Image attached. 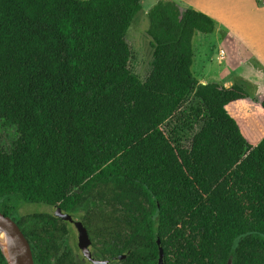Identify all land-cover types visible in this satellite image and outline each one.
<instances>
[{
  "label": "trees",
  "instance_id": "1",
  "mask_svg": "<svg viewBox=\"0 0 264 264\" xmlns=\"http://www.w3.org/2000/svg\"><path fill=\"white\" fill-rule=\"evenodd\" d=\"M144 4L0 0V127L14 135L0 146V211L35 264H78L71 222L23 203L80 217L101 257L128 253L116 264H159L158 239L164 264H264V138L250 143L226 109L252 95L195 76L194 38L217 24L175 0L147 7L141 79L126 33Z\"/></svg>",
  "mask_w": 264,
  "mask_h": 264
},
{
  "label": "rangeland",
  "instance_id": "2",
  "mask_svg": "<svg viewBox=\"0 0 264 264\" xmlns=\"http://www.w3.org/2000/svg\"><path fill=\"white\" fill-rule=\"evenodd\" d=\"M153 0H145L144 8L140 10L134 17L127 33L126 40L131 46L133 57L130 61V67L140 76L141 79H146L152 68L153 47L150 43V36L147 32L149 26V17L147 7ZM200 36L195 37L193 41L194 63L193 72L201 81L202 78L207 82L218 80L221 83L243 82L246 89L252 95L251 99L238 100L226 106L228 112L237 120L240 129L250 143H258L264 138V109L258 104L256 98L264 94V64L259 59H248L246 56L255 57L250 49L242 44V54L240 57L234 58L230 56L227 60H219V48H213L210 51L208 62L202 65V60L198 52L199 40L201 37L210 38L200 33ZM204 35V36H203ZM223 48L227 50L225 44ZM243 57V58H242ZM245 57V58H244ZM206 65V67H204ZM197 99L193 96L188 98L183 109L188 108L192 104H196ZM14 135L2 127H0V146L9 148ZM55 206H49L43 203H23L18 209L19 214H25L34 211H47L54 213ZM14 216H17L16 214ZM80 219V217H75ZM71 234L69 241L77 253H80L78 243V232L75 226L71 223Z\"/></svg>",
  "mask_w": 264,
  "mask_h": 264
},
{
  "label": "crops",
  "instance_id": "3",
  "mask_svg": "<svg viewBox=\"0 0 264 264\" xmlns=\"http://www.w3.org/2000/svg\"><path fill=\"white\" fill-rule=\"evenodd\" d=\"M175 1L182 10L190 6L207 13L216 21L217 26L214 32L203 33L199 31L195 36H200V33L205 34V36H212L210 38L201 37L199 40L198 52L195 56L199 55L203 62L202 65L211 58L209 53L213 48H219L220 61L227 60L230 56L240 57L242 54L241 48L243 49L242 44L248 47L255 56H246V58H257L264 64V0ZM222 43L228 47V56ZM200 82H207V80L202 78ZM225 85L231 86L232 83L225 82ZM263 95L258 96L256 101Z\"/></svg>",
  "mask_w": 264,
  "mask_h": 264
},
{
  "label": "water",
  "instance_id": "4",
  "mask_svg": "<svg viewBox=\"0 0 264 264\" xmlns=\"http://www.w3.org/2000/svg\"><path fill=\"white\" fill-rule=\"evenodd\" d=\"M206 84L207 82H201ZM54 214L66 221L73 223L78 232V244L85 257L90 259L94 264H109L108 259L95 258L90 249L92 240L90 238L87 227L82 219H76L71 213L64 211L61 207H55ZM160 247L159 264H164V250L158 239ZM0 248L5 256L8 264H35L34 255L29 240L17 224L10 216L0 211ZM130 252V251H129ZM128 253L117 256L119 260L126 258ZM227 264H233V256L228 260Z\"/></svg>",
  "mask_w": 264,
  "mask_h": 264
},
{
  "label": "flooded vegetation",
  "instance_id": "5",
  "mask_svg": "<svg viewBox=\"0 0 264 264\" xmlns=\"http://www.w3.org/2000/svg\"><path fill=\"white\" fill-rule=\"evenodd\" d=\"M0 126H1V125H0ZM72 224H73V223H72ZM73 225H74V224H73ZM74 226H75V225H74ZM75 228H76V227H75ZM76 230H77V229H76ZM69 245H70V246L72 247V249H73V252H74V255H75V259H76V262H77L78 264H94L90 259H88L87 257L84 256V254H83L81 248L79 247V244H78V243H77V247H78L80 253H77V252L74 250V248H73V246L71 245L70 241H69ZM90 249H91V251H92V253H93V256H94L95 258H103V257H101V256L99 255L98 251L92 247V245H91ZM103 259H105V258H103ZM108 260L110 261L109 264H116V262H117L119 259H117L116 257H113L112 259H108Z\"/></svg>",
  "mask_w": 264,
  "mask_h": 264
}]
</instances>
